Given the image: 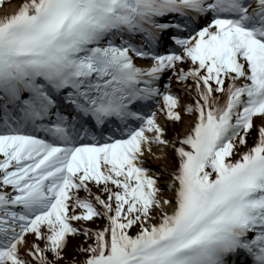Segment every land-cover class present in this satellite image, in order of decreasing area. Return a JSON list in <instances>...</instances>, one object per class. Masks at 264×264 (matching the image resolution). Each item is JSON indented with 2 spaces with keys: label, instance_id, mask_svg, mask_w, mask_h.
<instances>
[{
  "label": "snow or ice",
  "instance_id": "1",
  "mask_svg": "<svg viewBox=\"0 0 264 264\" xmlns=\"http://www.w3.org/2000/svg\"><path fill=\"white\" fill-rule=\"evenodd\" d=\"M169 152L175 167H145ZM249 262L264 264V0L0 15V264Z\"/></svg>",
  "mask_w": 264,
  "mask_h": 264
},
{
  "label": "bare ground",
  "instance_id": "2",
  "mask_svg": "<svg viewBox=\"0 0 264 264\" xmlns=\"http://www.w3.org/2000/svg\"><path fill=\"white\" fill-rule=\"evenodd\" d=\"M19 3H20V0H12V2L10 4H5V6L3 8H0V15L11 14L12 12H14L16 10ZM183 100L184 101H182V102H187L188 98L184 97ZM175 131L183 134L187 131V127L184 124H180V126L176 125ZM171 134H172V132L170 130L169 136H171ZM251 144H252V140L249 139V145H251ZM152 148H153V152L156 155H162V153H160L159 148H157V146L153 145ZM145 158L147 160L145 167H148L154 171L158 170L161 166H165L169 169L175 167V158L172 156V154L170 152L168 153V159H154L153 156L151 154H148V153L145 154ZM164 179H167V177L165 176Z\"/></svg>",
  "mask_w": 264,
  "mask_h": 264
},
{
  "label": "rangeland",
  "instance_id": "3",
  "mask_svg": "<svg viewBox=\"0 0 264 264\" xmlns=\"http://www.w3.org/2000/svg\"><path fill=\"white\" fill-rule=\"evenodd\" d=\"M180 126V125H179Z\"/></svg>",
  "mask_w": 264,
  "mask_h": 264
}]
</instances>
